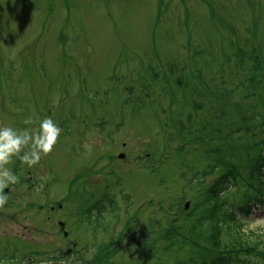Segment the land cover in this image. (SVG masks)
<instances>
[{
  "label": "rangeland",
  "instance_id": "1",
  "mask_svg": "<svg viewBox=\"0 0 264 264\" xmlns=\"http://www.w3.org/2000/svg\"><path fill=\"white\" fill-rule=\"evenodd\" d=\"M257 79L264 85V0H0V126L51 117L61 128L38 165L17 164L28 184L13 185L11 207H0V261H101L102 245L123 236L104 264H192L186 239L164 249L166 225L178 218L176 229L199 237L180 207L198 202L220 171H208L206 151L231 139L264 141V125L250 119L264 107ZM234 163L246 175L247 165ZM103 183L114 200L106 215L111 206L117 214L92 230L76 210L80 193L99 194ZM222 196L241 199L235 186ZM59 219L76 248L89 245L55 261L43 256L71 240ZM244 228L264 237V206Z\"/></svg>",
  "mask_w": 264,
  "mask_h": 264
},
{
  "label": "trees",
  "instance_id": "2",
  "mask_svg": "<svg viewBox=\"0 0 264 264\" xmlns=\"http://www.w3.org/2000/svg\"><path fill=\"white\" fill-rule=\"evenodd\" d=\"M242 49L243 48H240V50ZM240 57L242 59L245 57V51H243ZM257 82L260 87H264L262 80L259 79L258 81L257 79ZM253 89H255V87ZM216 92H218V90ZM130 100L131 99H128L127 102ZM196 102H198V106H200L202 103L201 94L198 95V100H196ZM261 110L262 112L254 114L250 119H257L259 123L264 125L263 105ZM242 118L244 121L242 125L248 126V119L244 120V117ZM259 123L256 125L254 121L256 129L261 126ZM254 126H249L247 130L253 132L255 130ZM190 131L191 130H187V133H190ZM229 134L232 135L231 131ZM260 138L254 137L253 142L249 141L247 143L239 140H235V142L234 139H231L224 147L218 146V148L214 147L215 149L213 148L211 152L206 151V159L209 163L213 164L212 167H210L211 165L208 166V171L211 172V170L214 169H220V171L217 177L203 189V192L198 194L196 198L198 202L192 204L189 209L186 208L184 204L180 207L182 210L181 212H186V216L192 218V222L190 223L191 230L189 229V233L195 234V231H197L200 236H188V234H184L181 231L182 227L176 229L175 221L178 220V218H176V220L170 219L171 221H168L166 225L168 231L164 236L166 239H164L165 250L169 249L172 243L174 246L185 245L182 242L186 239L189 246L185 245V247H190V254L192 257L190 261H192V264H226L223 259H228V264H262L264 259V237H260V234L255 235L252 231H244V226L246 222L251 220L250 218L254 214L255 209L264 206V143H262L264 141ZM231 142L234 143L231 144ZM237 161H242L243 167L247 165L245 168L246 175L240 171V166L234 163ZM208 171L205 172L207 173ZM203 179L204 176L200 177L195 184H203ZM234 186L236 191L240 193V200L231 201V199L222 196ZM82 196H84L86 200L83 199L81 201L79 208L80 218L77 220H80V223L87 224L90 229L95 230L97 227L107 226L109 217H114L117 214V209L111 206L110 213L108 212L106 215V211L109 210L106 203L112 205L114 203L113 199H109V201L103 204L97 199H92V197H90L91 192L86 190L83 191ZM233 198L235 197L232 194V199ZM125 199L128 198L125 197ZM171 224H174L175 227L170 228L169 226H172ZM134 227V224L125 225L126 230L134 229ZM90 229L86 228V230ZM222 233L224 241H222L221 238ZM134 234L135 233L130 236L131 242H133L132 237L134 238ZM122 237L123 236L117 237L112 240L118 244L115 243L109 246L112 243L109 242L107 248L102 245L100 249L101 255H96L101 257V261H87L86 264H104V262L108 260L110 251H115L114 249H117L116 247L121 242ZM178 237L182 238V242L177 239ZM192 237L195 240H193ZM134 242L136 241L134 240ZM149 243L147 242L148 246L144 245V248H150L151 245H149ZM75 244L76 242L72 247L73 249H77ZM87 245L89 244L84 243L83 249H85ZM100 246L101 244L98 245V247ZM60 251H63V249H60ZM244 252H246V254H244ZM236 254L240 257H238L236 261H233ZM27 256L28 255H23L20 259H17L16 256L12 255L10 257L7 256L5 259L3 258L2 261L3 264H24V259Z\"/></svg>",
  "mask_w": 264,
  "mask_h": 264
},
{
  "label": "clouds",
  "instance_id": "3",
  "mask_svg": "<svg viewBox=\"0 0 264 264\" xmlns=\"http://www.w3.org/2000/svg\"><path fill=\"white\" fill-rule=\"evenodd\" d=\"M24 123L32 124V118H26ZM60 133L61 128L51 117L40 119L38 124L31 128L0 126V207H3L8 199V193L3 189L19 180V176L7 165L14 157L27 168L38 165L41 157L52 151ZM0 264H3V261H0Z\"/></svg>",
  "mask_w": 264,
  "mask_h": 264
},
{
  "label": "flooded vegetation",
  "instance_id": "4",
  "mask_svg": "<svg viewBox=\"0 0 264 264\" xmlns=\"http://www.w3.org/2000/svg\"><path fill=\"white\" fill-rule=\"evenodd\" d=\"M18 162H20L19 160H17L16 161V163H18ZM21 163V162H20ZM11 171H13V167H11ZM105 173L107 174V171H105ZM16 174L18 175V170L16 171ZM23 184H25V185H27L28 184V181H24V178H23V176H19V180H18V182L16 183V184H12V185H10L9 187H6V188H4L3 189V191L5 192V193H8V199H7V203L5 204V206L6 207H11V203H12V199H13V196H12V190H11V187L14 185V186H18V187H20V186H22ZM72 196V195H71ZM57 206H58V208H61L60 207V203H59V201L58 202H56V204H51L50 205V209L52 210V211H55L56 209H57ZM48 217H50V213L48 214ZM61 222H62V220L61 219H59V220H57V222H56V225L58 226V228H59V226H60V224H61ZM66 221H64V225L66 226ZM68 243L69 244H72V240H68ZM58 248H60V247H58Z\"/></svg>",
  "mask_w": 264,
  "mask_h": 264
},
{
  "label": "bare ground",
  "instance_id": "5",
  "mask_svg": "<svg viewBox=\"0 0 264 264\" xmlns=\"http://www.w3.org/2000/svg\"><path fill=\"white\" fill-rule=\"evenodd\" d=\"M263 175H264V173H263Z\"/></svg>",
  "mask_w": 264,
  "mask_h": 264
}]
</instances>
